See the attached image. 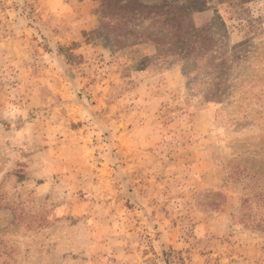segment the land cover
Segmentation results:
<instances>
[{"label": "rangeland", "instance_id": "1", "mask_svg": "<svg viewBox=\"0 0 264 264\" xmlns=\"http://www.w3.org/2000/svg\"><path fill=\"white\" fill-rule=\"evenodd\" d=\"M185 1L0 0V264H264V0Z\"/></svg>", "mask_w": 264, "mask_h": 264}, {"label": "trees", "instance_id": "2", "mask_svg": "<svg viewBox=\"0 0 264 264\" xmlns=\"http://www.w3.org/2000/svg\"><path fill=\"white\" fill-rule=\"evenodd\" d=\"M107 1V3H106ZM150 1V2H149ZM104 5L110 6L111 4H135L137 6V10H135V13L140 14L141 12L145 11H153L154 14L157 13V8L161 7V14L167 16L170 14V11L172 9L176 10L177 6H182L186 3L185 0H103ZM213 46H210L208 42L203 45V47H196L191 46L188 49V52L186 56H190L192 53L196 51V49H202L203 51L211 50L213 49ZM249 48V46H248ZM250 54V52H248ZM202 62H197V64H201ZM226 61L225 59H222L220 64L216 66H212L211 68L216 70V72H212L214 75L213 80L214 81H220L223 79L224 82H227L231 75H225L222 71L226 70V74L228 71L231 70L230 67L226 68ZM202 68H199V70ZM251 182H246L244 184V193L241 197V206L236 214V216H239L240 218H248L252 226L256 229L264 230V219L262 217V214L264 213V172H258L250 176ZM222 185H225L223 182ZM212 189L204 192V196H216L218 198L223 199L224 193H222L219 188ZM219 204H212L208 203V206L211 208H217ZM257 218L256 216H259ZM252 216L254 217L253 220ZM163 261L165 264H185L184 258L182 256V252L180 250H175L173 248H169L167 251H163Z\"/></svg>", "mask_w": 264, "mask_h": 264}, {"label": "crops", "instance_id": "3", "mask_svg": "<svg viewBox=\"0 0 264 264\" xmlns=\"http://www.w3.org/2000/svg\"><path fill=\"white\" fill-rule=\"evenodd\" d=\"M226 220V216L220 215L215 217L211 223L202 224L201 227H204V230L208 232H214L222 235L227 231Z\"/></svg>", "mask_w": 264, "mask_h": 264}]
</instances>
